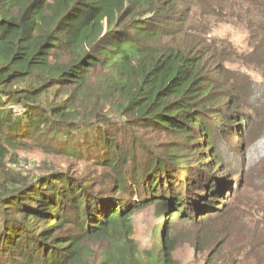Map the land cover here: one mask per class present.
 <instances>
[{"label":"trees","instance_id":"16d2710c","mask_svg":"<svg viewBox=\"0 0 264 264\" xmlns=\"http://www.w3.org/2000/svg\"><path fill=\"white\" fill-rule=\"evenodd\" d=\"M37 147L99 172L23 178L13 156ZM247 189L264 193V0H0V264H180L168 219L204 223L205 264H264ZM151 205L160 250L133 237ZM234 213L256 232L244 261Z\"/></svg>","mask_w":264,"mask_h":264},{"label":"rangeland","instance_id":"374dc122","mask_svg":"<svg viewBox=\"0 0 264 264\" xmlns=\"http://www.w3.org/2000/svg\"><path fill=\"white\" fill-rule=\"evenodd\" d=\"M226 24H222L218 26V30L221 33H226L227 29L225 26ZM237 31H233V37L238 44H241L243 40L246 39L245 27L241 25H237ZM83 142H80L82 144ZM89 148V144L87 145ZM18 156V158H17ZM17 156H13L14 161H18V164L13 166L17 170L23 171L22 177L25 178L31 175V178L37 176L38 174L44 172L48 168L54 169H65L72 174H76L78 177H85L88 176L90 179L93 177L97 172H99L96 167L91 165L89 162L80 160V159H73L71 157H67L65 155H56L51 152L44 151L43 148H34V149H27V150H19L17 151ZM11 167V166H10ZM15 169V170H16ZM252 189H247L242 193V197L251 199L255 202L264 203V193L261 192L260 196L256 195L255 193L251 192ZM228 205L227 203H225ZM221 209L223 205H218ZM216 216V215H214ZM232 220H234L233 230H234V237H235V244L233 246V254L236 258L240 261H244L246 257H250L249 248L246 247L247 237L252 238L255 235V231L253 228L250 227V231L247 229V224L245 219H242L239 216V213H234L231 215ZM134 221V240L136 244L141 249H151L154 245H158L159 250L162 247V242L159 236H155V228L165 221V216L162 214L157 213V209L155 206L151 205L147 208H141L136 211L133 215ZM196 225H192L188 220L179 219L175 220L174 223H169V219L166 221V225L162 228V234H175L179 240V248H177L176 253L178 252V258L180 264H205L208 259V252H199L198 251V243L195 242L192 235L198 232L204 223L202 224L201 221H197ZM209 233L215 235L217 238L223 237L218 235V229L216 228L215 224H210ZM233 241L232 239H219L217 245L213 247V250L216 251L219 248H224L229 250L232 247ZM238 248H242V250L236 251ZM99 256L102 252V249H97ZM219 257H216V262ZM219 264H222L221 262Z\"/></svg>","mask_w":264,"mask_h":264}]
</instances>
